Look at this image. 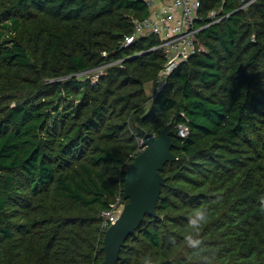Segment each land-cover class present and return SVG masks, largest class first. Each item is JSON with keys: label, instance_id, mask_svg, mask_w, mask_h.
I'll list each match as a JSON object with an SVG mask.
<instances>
[{"label": "trees", "instance_id": "trees-1", "mask_svg": "<svg viewBox=\"0 0 264 264\" xmlns=\"http://www.w3.org/2000/svg\"><path fill=\"white\" fill-rule=\"evenodd\" d=\"M238 7L202 0L203 49L157 91L159 38L125 45L145 0H0V264L101 263L102 212L167 124L178 159L118 264H264V0Z\"/></svg>", "mask_w": 264, "mask_h": 264}, {"label": "built area", "instance_id": "built-area-1", "mask_svg": "<svg viewBox=\"0 0 264 264\" xmlns=\"http://www.w3.org/2000/svg\"><path fill=\"white\" fill-rule=\"evenodd\" d=\"M149 14L144 18L134 20L133 33L126 37L125 45H129L141 36L154 35L160 42V48L166 62L159 71L157 91L166 84L168 76L197 50H202L199 45L198 33L206 25L201 23L200 16L202 0H145ZM224 2L226 0H223ZM240 9L250 6L255 0H238ZM223 6L211 10L208 14L210 22H218L223 17ZM153 94V93H152ZM189 128L186 124L178 125V133L186 136ZM143 138H141L140 144ZM127 200L118 196L108 209L102 212V229L107 230L114 224L124 208Z\"/></svg>", "mask_w": 264, "mask_h": 264}, {"label": "water", "instance_id": "water-1", "mask_svg": "<svg viewBox=\"0 0 264 264\" xmlns=\"http://www.w3.org/2000/svg\"><path fill=\"white\" fill-rule=\"evenodd\" d=\"M172 134L170 124L158 136L147 134L141 142V152L128 164L123 191L127 202L118 220L105 231L102 245L105 257L99 264H118L127 239L147 215H157L162 186L166 184L162 170L168 162L178 159L172 151Z\"/></svg>", "mask_w": 264, "mask_h": 264}, {"label": "clouds", "instance_id": "clouds-1", "mask_svg": "<svg viewBox=\"0 0 264 264\" xmlns=\"http://www.w3.org/2000/svg\"><path fill=\"white\" fill-rule=\"evenodd\" d=\"M209 219H210V216H209L208 212L201 211V212L197 213V215L195 216L194 219L188 220V223L193 228H201V227H204L208 223ZM192 246L193 247L197 246L196 242H193Z\"/></svg>", "mask_w": 264, "mask_h": 264}, {"label": "rangeland", "instance_id": "rangeland-1", "mask_svg": "<svg viewBox=\"0 0 264 264\" xmlns=\"http://www.w3.org/2000/svg\"><path fill=\"white\" fill-rule=\"evenodd\" d=\"M148 92H149V94L151 95L152 93H153V87L151 88H148Z\"/></svg>", "mask_w": 264, "mask_h": 264}]
</instances>
